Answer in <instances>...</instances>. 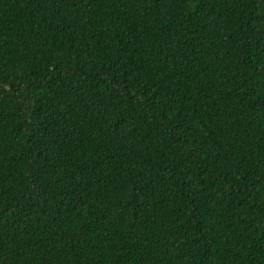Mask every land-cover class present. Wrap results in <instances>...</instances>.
Wrapping results in <instances>:
<instances>
[{
	"label": "trees",
	"instance_id": "16d2710c",
	"mask_svg": "<svg viewBox=\"0 0 264 264\" xmlns=\"http://www.w3.org/2000/svg\"><path fill=\"white\" fill-rule=\"evenodd\" d=\"M0 264H264V0H0Z\"/></svg>",
	"mask_w": 264,
	"mask_h": 264
}]
</instances>
